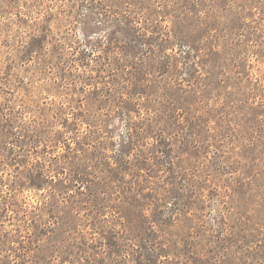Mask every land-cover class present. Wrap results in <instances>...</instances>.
Listing matches in <instances>:
<instances>
[{
    "label": "rangeland",
    "instance_id": "374dc122",
    "mask_svg": "<svg viewBox=\"0 0 264 264\" xmlns=\"http://www.w3.org/2000/svg\"><path fill=\"white\" fill-rule=\"evenodd\" d=\"M0 264H264V0H0Z\"/></svg>",
    "mask_w": 264,
    "mask_h": 264
}]
</instances>
